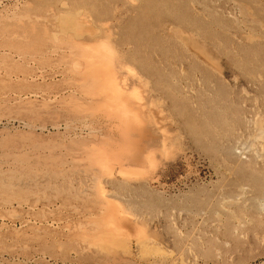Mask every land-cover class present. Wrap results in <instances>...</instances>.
Returning a JSON list of instances; mask_svg holds the SVG:
<instances>
[{
    "label": "rangeland",
    "instance_id": "1",
    "mask_svg": "<svg viewBox=\"0 0 264 264\" xmlns=\"http://www.w3.org/2000/svg\"><path fill=\"white\" fill-rule=\"evenodd\" d=\"M0 141V264H264V0H0Z\"/></svg>",
    "mask_w": 264,
    "mask_h": 264
},
{
    "label": "bare ground",
    "instance_id": "2",
    "mask_svg": "<svg viewBox=\"0 0 264 264\" xmlns=\"http://www.w3.org/2000/svg\"><path fill=\"white\" fill-rule=\"evenodd\" d=\"M89 72L90 71L87 70V73H89ZM98 79L96 80L95 77H93L91 74L90 75H87V78L85 79L83 86H85V87L90 86L91 82L93 81L92 86L93 87H96L97 89H99L100 86H101V83H100V81ZM108 84H111V83L109 81H107V85ZM109 114L112 115L113 112L112 111H109ZM28 125H30V124H28ZM118 129H120L122 131L124 130L121 127H119ZM147 139H148L149 144L154 145V143L157 140V136L156 135H149L147 137ZM2 144H3V142L0 141V145H2ZM87 149H89V148H87L85 146L82 149V151H79V152H81L80 155H79V152L78 151H70L71 155L80 156V158L75 159L76 161H82V160L85 161L86 165L83 166L82 171L86 175L94 177L95 180H96L95 182H98L100 175L103 174V173H108V174H111V175H114L115 174L113 168L107 167V165H104V166L99 167L98 164H97L98 161L95 159V151H87ZM91 150H93V149H91ZM139 151H141V150H139ZM19 160H21V159H19ZM131 172H132L131 169H128V168H120L116 173L118 175H121V176L125 177V176L131 174ZM39 181H40V178H36V177H33V178H17V180L14 181V184H18L20 186L22 184H30V183H33L34 184V183H38ZM96 185H98V184H96ZM100 192H102V191H100ZM106 202H110V201L109 200H106ZM113 204H115V203H113ZM121 209H122V207H121ZM125 214H127V213H125ZM117 221L118 220L115 217H112V219H110L109 222L107 223V226L108 227H111V228L120 226ZM121 228H123V227H121Z\"/></svg>",
    "mask_w": 264,
    "mask_h": 264
}]
</instances>
